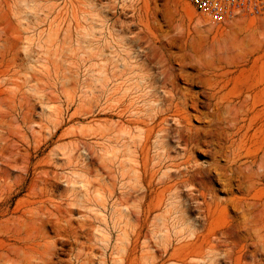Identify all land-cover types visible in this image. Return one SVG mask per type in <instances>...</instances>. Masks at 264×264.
I'll return each mask as SVG.
<instances>
[{"label": "rangeland", "instance_id": "obj_1", "mask_svg": "<svg viewBox=\"0 0 264 264\" xmlns=\"http://www.w3.org/2000/svg\"><path fill=\"white\" fill-rule=\"evenodd\" d=\"M132 22L136 25L121 28V23ZM147 36L164 44L175 68L180 61L191 62L185 69L190 75L202 63L232 60L225 93L229 98L237 99L239 93L248 98L250 135L255 134L264 153V15H238L212 24L186 0H0V212L4 213L0 222L12 224L19 217L28 218V211H43V226L31 225L27 230L31 236L27 235L38 239L42 257L39 252L34 256L47 264H82L89 256L91 264H211L207 253L203 259L186 261L175 254L185 241L179 240L181 227L174 228L165 214L176 206L173 197L165 193L164 205L156 207L163 191L159 179L169 173V185L174 184L176 170L184 171L185 158L176 149V140L166 149L155 137L145 136L146 117L155 107L151 90L163 95L158 84L149 90L140 82L146 68L156 77L160 73L155 59L151 63L142 54ZM205 79L178 84L201 93L204 101L209 92ZM212 108L200 107L210 120L191 121L201 137L197 146L192 145L190 167L197 165L204 172L198 177L189 171L194 189L181 185L180 198L187 201V216L196 222L195 229L204 234L215 230L217 237L226 230L229 241L236 243V251L228 255V246L221 244L215 252L220 264H264L261 256L253 262L240 249L247 243L238 235L244 236L251 225L244 230L238 211L228 210V215L220 213L203 223L192 200L204 184L219 201L241 197L234 181L232 191L224 187L230 179L226 164L230 144L240 135L232 137L237 129L217 120ZM168 124L173 127L171 120ZM124 208L135 212L131 224L140 235L132 256L123 251L131 232ZM164 239L172 243L165 254L155 245ZM44 242L49 243L45 255ZM148 245L156 250L152 262L142 251Z\"/></svg>", "mask_w": 264, "mask_h": 264}, {"label": "bare ground", "instance_id": "obj_2", "mask_svg": "<svg viewBox=\"0 0 264 264\" xmlns=\"http://www.w3.org/2000/svg\"><path fill=\"white\" fill-rule=\"evenodd\" d=\"M123 7H121V8H123ZM133 15L134 14H132L131 17ZM134 16H133V22H136V21L138 22V20H136L137 18ZM140 20L141 21H139V23L143 24L142 19H140ZM133 22H132V24H129L128 26H123V23H121L120 24L121 28H129V27H131L130 25L135 24ZM137 22H136V24L139 25ZM124 25H126V23ZM147 38H148V36H147ZM137 39H138V37H137ZM148 39H149V40H147L148 44L145 47L144 51H142V54H144L145 59L148 61H150L152 58L155 59L156 65L160 69V73H159V76L156 77L151 73L150 69L146 68L145 69L146 73H145V75H143V77L141 76L142 78H141L140 82L141 83L144 82V87L148 88L149 90H151V88L154 89L153 86L155 84H158V87H156V88L160 89L163 92V95H160L159 93H157L156 90H151L152 96L149 94L151 97H153V101L155 102V107H154V109L151 108V111H150L151 113L149 112L148 117H146V114H145V117L147 118V121H148L144 125V126L148 127L147 131L145 130L146 131L145 136H146V139H151V138L158 139L157 143L159 144V146L166 148V149H169L167 147H169L171 145L173 140L174 141L176 140L175 141L176 142V149H180V151L183 153V156L185 158L183 163L181 162L182 166L184 167V171L178 170V172H177V170H176L175 173H177V174L175 176L176 179H175L174 184L169 185V183H170L168 181V180H170L169 179L170 178L169 173L164 174V172H163V174H164L163 176L165 179L162 176V178L164 180H162V178H160L158 181V185H159L158 188H160V185H161L163 191L157 195L156 207H159V205H162L165 202V195H164L165 193L170 194L171 198L173 197L172 199H173L175 204H173L171 201V205L173 204L176 206L169 208L170 210L165 211L166 212L165 214L170 215V218H171L172 224H173L172 226L174 228H179V226L181 227V229H179V231H178V234L180 235L179 240L185 241L184 244L181 242H178V243L183 244V246L180 247L179 249H177L175 251V254L179 255V256L183 255L184 257H182V258H185L184 261H186V259H188V258H191L192 260H198V258H200L201 256L203 257V255L205 253H207V255L212 256V258H210L211 264H220L221 262L216 258L215 254L217 253L219 247H221V244H226L228 246V252L225 250L227 252L226 255H228L230 253L229 251L232 252L237 247L236 243H232V241H229V238H228L229 236H227V234L225 233L226 230L224 232L220 233L222 235V236L220 235L221 237H217L215 230L208 231L206 229L207 230L206 234H204L203 231H201V230L198 231V229H195L194 223H196V222L191 221L190 217L187 216V212H188V206L186 205L187 201H182L180 198L181 192L179 190H181V189H179V187L181 185L186 188V187H189L191 185L193 186L195 184L193 182V180L191 178H189V171H191V173L194 172V175L198 176V177L202 176L203 172H204V169L197 167V165L194 167L193 166L190 167L189 158L192 155V150L194 147V146L192 147V145L195 143L197 144L198 137H201V136H199V133L197 132L198 130L195 131V129L192 128L191 121L193 119H195L197 121H199V120L201 121L203 118H204L203 120H205V118L207 119L208 113L207 112H206L207 114L203 113L200 110V107L207 106V107H214V110H213V108L211 110L215 111V113H212V114H214L217 117V120H219L220 122L223 123L225 121L227 126L228 125L230 126L228 129H230V128L232 130L235 128L237 129V133H235L234 135H232L230 133L232 135V137L235 136L236 134L240 135L238 137L239 138L238 142H235V141L231 142L230 141L231 142L230 148H229V149H231L230 154L227 152L229 154L228 156H230V162L228 163L226 161L228 159L225 160L226 164H229L228 173L230 172V177H229L230 179L228 180L226 185H224V184L223 185H224L225 189L232 191V182L234 181L235 184H233V186H235V189H236V191L239 192V194L241 193V197H235L236 196L235 195L234 197H232L228 200L219 201L216 198H213L214 196L212 197L209 194L210 193L209 188L204 187V186H207L206 184H204L203 187H200L201 190L197 189L199 197L197 196L196 198L192 199V200H194V202L196 201L197 206L196 205H194V206H196V208L198 209L199 217L203 220V223H208V224L211 222V220L213 219L214 216L220 215V213H223V214L226 213L228 215V210L231 212H233L235 210L236 213L238 211L240 213L242 219H243L242 221H245V223L243 222V224H244L243 228L244 227L246 228L247 225H251L250 227L247 226L246 231H244V234H245L244 236L239 234L242 236V237H240L238 235L239 239H243L242 241L247 243V244L243 245L240 249L243 251V254L249 255L253 262H255V259L257 258V256H261L262 257L261 263H263L264 262V153L262 152L261 148L257 145V143L254 141L255 134L250 135V131L253 128L252 127L253 122L252 121L249 122L250 120L248 119V115H249L248 98H246L245 96H242V94L239 93L237 99H234L232 97H231L232 98L231 99V98H229L228 93H225V90H226L229 82L231 81V79L229 78V74H231V71L229 69H230V67H232V64H233L231 62L232 60L229 61V59H228L227 62H223L224 63L223 64L221 59H218L217 63H211L207 66H201L203 64L202 63L197 68L194 67L196 74L190 75L191 73L190 74L186 73L185 69L190 68V66L192 64L191 62H186L185 60L180 61L178 64L176 63L178 68H175L173 66V63L171 60V54L168 53L167 48L165 46H163L164 44L162 45L159 42L158 43L157 42H151L150 38H148ZM193 49H195V48H193ZM210 49H211V47H210ZM225 49H227V48H225ZM198 54H196V55H198ZM190 56H192V55H190ZM199 57L200 56H198L196 59H198ZM192 60H193V58H192ZM195 63H196V61H195ZM153 69H154V67H153ZM191 70H193V68H191ZM202 76L207 77V79L203 80L204 81L203 83H204V86L209 90V92L206 93L207 94L206 97H204V101H203V98L201 96V93L200 94L199 93H191L190 92L191 90L190 91H188V89L183 90L179 87L178 82L180 80H182L183 83L185 82L188 85H192L194 83V78H196V77L201 78ZM206 109H208V108H206ZM209 110H210V108H209ZM210 116H213V115H210ZM169 120H171L173 122V127L168 124ZM208 120H210V119L208 118ZM143 123H144V121H143ZM208 123H210V122H208ZM205 132L206 131H204V133L203 132L202 133L205 134ZM206 133H208V132H206ZM232 133H233V131H232ZM183 136H184V138H183ZM225 137H226V141L229 140V138L227 139L226 134H225ZM153 139H151V140H153ZM233 140H235V139H233ZM237 140L238 139H236V141ZM199 142H200V139H199ZM202 142H204V141H202ZM251 143H252V145H250ZM198 145H199V143H198ZM157 147H158V145H157ZM163 151H165V150H163ZM221 151L222 150H220L219 152H221ZM178 156L180 157V155H178ZM228 156L226 158H229ZM243 159H245V161L242 162ZM179 166H180V164H179ZM179 166H176V169H177V167L179 168ZM182 166H180V167H182ZM214 167L216 168L215 164H214ZM191 169H194V171H192ZM222 169H223V167H222ZM226 170H228V169H226ZM225 172H227V171H225ZM219 175H220V173H219ZM195 176H193V177H195ZM221 176H219V177H221ZM152 179H154V176ZM156 184H157V182H156ZM201 184H203V183H201ZM149 185H152V184H149ZM224 187H223V189H224ZM252 193H254V194L252 195ZM144 196H145V194H144ZM167 200H169V199H167ZM133 207L134 206H132V208ZM124 209L126 210L125 213L122 212V215L124 217L122 215L121 216L125 219V224L129 226L132 222V217L133 216L136 217V215H135V212L133 210H130L129 208H127V209L124 208ZM172 210H173V213H171ZM68 212H70V211L68 210ZM25 214L28 215V218H23V217L20 218L19 217L20 219L18 218L15 221L13 220L12 224H10L11 222L10 221L8 222V220L0 222V264H47L48 261H45V259L41 258L42 253L40 251H37L38 247H40V245H41L40 242L38 241V239L34 238L35 236L33 237L34 239L30 238L28 236V235H30V233L27 231L31 227V225H33L32 228L35 227L34 226L35 223L40 222L39 223L41 225L40 227H42L44 221L41 217L45 213L41 210H35V211L33 210V211H28ZM51 215H52V213H51ZM3 216H4V213L0 212V217H3ZM197 217H198V215H197ZM238 220H239V218H238ZM66 222H70V221H66ZM204 225H206V224H204ZM204 225H202V226H204ZM228 225H230V224H227V226ZM130 226H131V232L129 234H127V236H126V247L123 248L124 247L123 246L122 248H123V251L127 252L128 255L132 256L136 253L137 241H139L140 235L137 233L136 229H134L132 227L133 226L132 224ZM124 227H125V225H124ZM234 227H236V226H234ZM37 228H35V230ZM245 228H244V230H245ZM126 230H128V229L126 228ZM27 232L29 233L28 235H27ZM228 232H229V230H228ZM235 232H236V230H235ZM126 233H128V232L126 231ZM237 233H238V231H237ZM12 235H13V239H12L13 242H10V236L12 237ZM22 235H24L26 237H23ZM42 238H41L42 241L43 240L45 241L46 238H44V237H42ZM230 239H232V238H230ZM46 242H44L42 244V246L44 245L45 247H47L45 250L43 249L44 255L46 253L47 254L49 253L48 246H46L49 243L46 244ZM170 243H171V241L169 242L168 239H164L161 241L159 240L158 242L155 243V245L161 249L160 252L165 254L168 252L167 247L170 245ZM142 251L145 254L144 257L147 258V261H149V259H151V262H152V260L156 258L155 257V255H156L155 251L156 250H154V248L152 246L150 247L148 245L147 247L142 248ZM38 252H39V256H41L40 258H36L38 256L37 255ZM226 255H224V256H226ZM232 255H233V253H232ZM226 258H227V256H226ZM84 259L85 260L82 264H91L92 263L90 256L87 258H84ZM36 261H39V262L36 263ZM195 264H200V263H195Z\"/></svg>", "mask_w": 264, "mask_h": 264}, {"label": "built area", "instance_id": "obj_3", "mask_svg": "<svg viewBox=\"0 0 264 264\" xmlns=\"http://www.w3.org/2000/svg\"><path fill=\"white\" fill-rule=\"evenodd\" d=\"M195 12L212 24L229 21L238 15H264V0H186Z\"/></svg>", "mask_w": 264, "mask_h": 264}]
</instances>
